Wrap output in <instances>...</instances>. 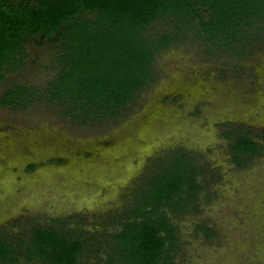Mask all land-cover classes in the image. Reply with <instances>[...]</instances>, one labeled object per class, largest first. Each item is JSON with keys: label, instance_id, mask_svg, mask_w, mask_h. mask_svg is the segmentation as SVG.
<instances>
[{"label": "rangeland", "instance_id": "374dc122", "mask_svg": "<svg viewBox=\"0 0 264 264\" xmlns=\"http://www.w3.org/2000/svg\"><path fill=\"white\" fill-rule=\"evenodd\" d=\"M250 31L234 49L190 34L159 51L155 80L117 118L82 124L45 95L26 108L0 104V238L22 250L33 227L74 229L86 240L82 264H102L146 180L186 152L201 167L199 188L183 210L164 208L175 226L171 264H264V21ZM23 49L0 98L56 72L52 40L29 36ZM237 135L260 153L237 164Z\"/></svg>", "mask_w": 264, "mask_h": 264}, {"label": "trees", "instance_id": "16d2710c", "mask_svg": "<svg viewBox=\"0 0 264 264\" xmlns=\"http://www.w3.org/2000/svg\"><path fill=\"white\" fill-rule=\"evenodd\" d=\"M263 21L264 0H0V82L21 65L24 38L42 35L58 53L46 86L15 83L0 104L26 108L45 95L82 124L117 118L155 80L159 51L190 34L210 47L234 49L248 44L250 29ZM262 148L244 135L231 143L237 164L239 154ZM200 168L177 152L147 179L130 217L110 236L102 264H171L175 226L164 208L180 211L195 199ZM86 248L74 229L36 226L22 250L0 238V263L82 264Z\"/></svg>", "mask_w": 264, "mask_h": 264}]
</instances>
